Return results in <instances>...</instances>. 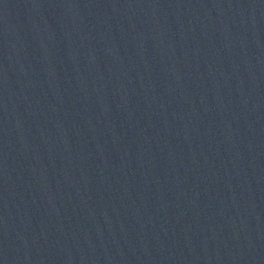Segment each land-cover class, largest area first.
<instances>
[{"label":"water","instance_id":"1","mask_svg":"<svg viewBox=\"0 0 264 264\" xmlns=\"http://www.w3.org/2000/svg\"><path fill=\"white\" fill-rule=\"evenodd\" d=\"M0 264H264V0H0Z\"/></svg>","mask_w":264,"mask_h":264}]
</instances>
